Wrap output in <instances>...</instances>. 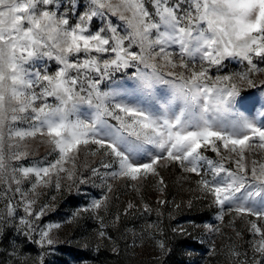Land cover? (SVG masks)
<instances>
[{
    "label": "snow or ice",
    "instance_id": "obj_1",
    "mask_svg": "<svg viewBox=\"0 0 264 264\" xmlns=\"http://www.w3.org/2000/svg\"><path fill=\"white\" fill-rule=\"evenodd\" d=\"M62 6L61 0H0V183H9L10 177L25 213L39 219L48 205L33 212L36 201L27 198L29 193L20 187L22 180L35 177L29 190L35 196L37 187L51 183L55 175L59 190L60 174L72 180L76 154L91 143L115 158L118 170L111 173L113 178L135 181L142 173L155 175L154 166L161 159L200 175L204 161L205 176L210 172L211 179L202 177L199 184L221 207L219 218L229 206L237 214L264 219V163L257 166L252 161L251 182L244 163L246 152L264 149V119L256 123L234 108L244 103L242 85L257 87L252 77L264 72L254 62V58L264 62V0H86L84 5L69 0L61 13ZM81 6L84 11L70 24L68 13ZM96 17L105 23L93 32L90 22ZM111 17L123 22L124 34ZM104 54L110 55L105 58ZM197 57L199 70L192 63ZM53 59L58 67L50 72L44 61ZM229 59L247 61V71L208 75L210 67L220 71ZM140 65L151 72H143ZM131 68L136 69L130 77L136 82L133 91L152 95L155 84H169L174 89L169 105L180 101L179 111L162 104L165 114L157 115L150 107L117 100L128 90L116 83L115 74ZM160 68L167 69L166 75L173 79H165ZM49 98L55 102L49 103ZM38 136L57 158L46 165L13 167L10 161L29 155L24 142ZM146 145L161 155L141 162L151 151ZM202 148H210L221 162L207 160ZM225 159L234 161L235 171L223 166ZM92 173L98 174L97 169ZM102 204L97 200L91 207L98 209ZM13 211L9 202L8 216ZM21 223L26 234L34 230L27 220L22 218ZM250 231L259 237L251 245L254 254L264 256V230L251 222ZM39 236L36 243L41 247L54 243L49 231ZM157 247L161 253L166 250L164 242ZM232 255L239 257L235 250Z\"/></svg>",
    "mask_w": 264,
    "mask_h": 264
},
{
    "label": "rangeland",
    "instance_id": "obj_2",
    "mask_svg": "<svg viewBox=\"0 0 264 264\" xmlns=\"http://www.w3.org/2000/svg\"><path fill=\"white\" fill-rule=\"evenodd\" d=\"M61 2L63 6L59 11L63 13L69 6V0ZM73 2L84 5L86 0ZM146 6L152 10L151 4ZM83 11L81 6L74 14L69 12V23L74 25ZM111 19L113 24L121 26V34H124L123 22L116 17ZM104 23L100 17H96L90 22V28L95 32ZM134 50L138 52L139 48ZM104 55L106 58L110 54ZM254 62L264 69V62L258 58H254ZM44 63L50 72L58 67L54 59L45 60ZM192 63L199 70V58ZM225 65L220 71L214 66L210 67L208 75L215 78L217 75L242 73L248 69L247 61L229 59ZM204 66L208 67L207 64ZM139 67L143 72H151L143 65ZM158 70L165 79H173L166 75L167 69ZM135 71V68L122 69L121 73L115 74L116 83L128 90L127 93L121 90V96L116 99L150 107L157 115L165 114L161 105H169V101L173 100V87L157 83L151 90L152 95L133 91L136 82L130 77ZM71 75L76 73L72 72ZM91 75L95 78L94 73ZM252 79L257 87L249 88L246 83L243 84L241 96L245 98L244 103L236 104L234 108L260 123L264 119V85H261L264 72L257 73ZM103 83L110 84L111 81ZM101 91L109 89L101 87ZM48 102L55 101L49 98ZM180 106L181 102L177 100L169 105V109L178 112ZM105 119L109 124L117 123L111 117ZM17 126L26 127L24 124ZM24 144L29 155L19 161H10L13 167L46 165L57 158V154L51 151L48 144L42 143L39 136L26 140ZM145 147L151 151L141 162H147L154 154L161 155L153 146ZM220 151L225 156L229 155L222 147ZM201 153L207 160L221 162V157L210 148H202ZM163 155L166 157V153ZM253 160L257 166L264 163V149L255 148L245 153L244 163L248 168L249 182ZM104 164H110L111 167L105 168ZM75 165L72 180L68 179L67 174H60L59 190L56 188L55 175L51 183L37 187L35 196L29 191L35 183V177L22 180L20 187L29 193L27 198L36 201L33 212L48 205L39 219L25 213L22 197L15 193L16 185L10 182V177L9 183H0V264H41V259L43 264H84L85 261L87 264H264V256L254 254L251 247L253 240L259 237H254L250 231L251 222L264 230V219L237 214L229 206L223 208V217L219 218L221 207L213 203L212 195L199 184L202 177L211 179L210 172L205 176L204 170L208 169L206 162H201L200 175L185 171L178 162L161 159L154 166L155 175L142 173L135 181L113 178L111 173L118 170L115 158L105 155L104 149H98L97 145L90 143L81 147L76 154ZM223 166L231 171L236 170L231 159H225ZM66 167L71 168V164ZM93 168L97 169L98 174L92 173ZM82 180L86 182L81 183ZM97 200L103 201L102 207L93 209L91 205ZM160 201L165 203L161 204ZM9 202L14 209L12 216L7 214ZM129 204L133 207L129 208ZM22 218L34 229L30 234H26L27 228L21 223ZM42 231H49L54 240L52 245L41 247L36 243ZM100 232L106 235L101 238ZM158 242L165 243L164 253L158 249ZM167 249H171L170 254ZM232 250L237 251L239 257L233 256Z\"/></svg>",
    "mask_w": 264,
    "mask_h": 264
}]
</instances>
